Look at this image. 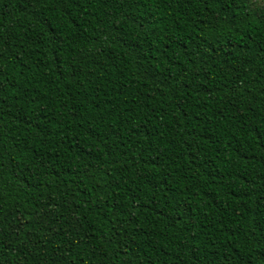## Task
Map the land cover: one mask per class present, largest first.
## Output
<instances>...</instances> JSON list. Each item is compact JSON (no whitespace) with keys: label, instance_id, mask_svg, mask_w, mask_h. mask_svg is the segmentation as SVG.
<instances>
[{"label":"trees","instance_id":"1","mask_svg":"<svg viewBox=\"0 0 264 264\" xmlns=\"http://www.w3.org/2000/svg\"><path fill=\"white\" fill-rule=\"evenodd\" d=\"M0 264H264V0H0Z\"/></svg>","mask_w":264,"mask_h":264}]
</instances>
